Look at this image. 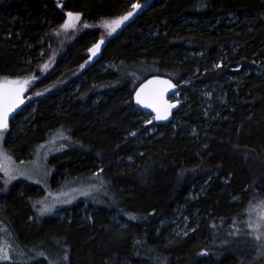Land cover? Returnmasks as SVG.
<instances>
[{
	"label": "trees",
	"instance_id": "16d2710c",
	"mask_svg": "<svg viewBox=\"0 0 264 264\" xmlns=\"http://www.w3.org/2000/svg\"><path fill=\"white\" fill-rule=\"evenodd\" d=\"M141 1L102 41L100 22L130 11L128 0H0V82L28 80L37 101L5 149L26 160L61 130L68 148L50 159L51 180L95 172L99 182L98 201L79 200L62 219L33 209L36 184L0 183V241L11 264H264V242L249 227L252 206L264 202V0ZM69 11L80 22L65 29ZM149 75L190 96L166 124L144 123L133 105ZM191 82L218 83L205 118ZM22 117L6 130L18 131ZM84 202L97 205L88 217ZM180 207L191 231L174 237Z\"/></svg>",
	"mask_w": 264,
	"mask_h": 264
},
{
	"label": "rangeland",
	"instance_id": "374dc122",
	"mask_svg": "<svg viewBox=\"0 0 264 264\" xmlns=\"http://www.w3.org/2000/svg\"><path fill=\"white\" fill-rule=\"evenodd\" d=\"M130 3V7L134 3H139L141 7L137 9L128 20L124 21L119 27L112 31L109 27H107V23L116 19V18H109L100 22L99 26L102 28L103 38L102 41L111 38L114 36L121 27L124 26L131 18H133L142 7H144V1L141 0H128ZM152 0H146L150 2ZM131 11V9H130ZM264 17V15H263ZM80 19L74 22V26H78ZM73 26V27H74ZM69 27L67 29H71ZM42 50H40V54H43L47 48L49 49V41L46 44L43 42ZM99 47L101 43L98 44ZM93 48V47H92ZM91 48V49H92ZM99 49V48H98ZM96 50L94 53L92 51H88L91 58H95L97 55ZM104 66H108V63H104ZM238 69V68H237ZM253 71L257 73L261 72V67L254 68ZM235 75L233 76H225L223 78V82L232 83L236 82L238 78ZM15 80V79H9ZM184 81V80H183ZM182 81V82H183ZM3 82V81H1ZM218 83L214 82L211 84L206 85H199L197 82H191L188 86V90L192 96L195 97L196 101H198V108L199 111L203 114L202 117H206L210 108L208 98L210 96L209 91L212 88L216 87ZM78 87V86H77ZM76 87V88H77ZM27 88V87H26ZM39 94V93H38ZM189 94L182 90L178 89V92L175 93L171 98L179 103L185 102L189 100ZM35 98V96H34ZM33 95L29 92L26 93V100L24 103L23 108L20 110V113L23 114L21 118V123L18 124V131L17 129L13 130H4L3 134L0 135V183L5 185H11L13 183H24L30 182L36 184L40 187L42 193L38 200L32 205L33 209L36 211L38 215L46 216V215H54L58 218H65L67 213H70L67 207H70L72 204H75L77 201L82 200H92L98 201V181L93 178L95 176V172L93 173L94 176H91L89 179H82V178H71L67 179L64 176H57L54 182L51 180V176L53 175V164L50 162V159L54 155L60 154L64 149L68 148L67 137L64 133L60 130H56L51 135L48 134L46 140L40 142L36 145V148L32 151V154L28 159L23 160H16L10 152L5 149L4 140L6 138H11L15 135L16 132H19V128L25 127L29 123V119L33 113L34 107L37 105V101L32 100L34 99ZM179 110H182L180 108ZM142 112V111H140ZM143 113L144 123H150L153 120V116L148 113ZM184 129H191L187 128L186 123H180ZM22 130V129H21ZM155 131L153 126L148 128V133H152ZM192 134L194 133V128L191 129ZM50 135V136H49ZM193 195L191 196V198ZM264 203V202H263ZM262 203L257 204L256 206L253 205L251 208L250 213V220L253 225L257 223V214L258 212L264 211V207H261ZM47 206L48 210L41 211L42 208ZM96 203L92 204L91 206L87 205L84 202V206L81 209L83 215L88 217V215L93 212L96 208ZM195 216V214H194ZM192 216L185 211L184 208H178L175 212V217L171 220L170 225V235L174 237L184 236L188 232L191 231L189 223L191 222ZM111 221L117 226L122 225V223L118 220L115 214L111 215ZM254 231L255 238L259 241L261 238L262 243L264 242V227L260 229L252 228ZM253 234H251L253 236ZM254 237V236H253ZM259 237V239L257 238ZM4 242L0 241V248L4 249L7 252L8 259H0V264H11L10 257L6 247L3 246Z\"/></svg>",
	"mask_w": 264,
	"mask_h": 264
},
{
	"label": "snow or ice",
	"instance_id": "6c2138e0",
	"mask_svg": "<svg viewBox=\"0 0 264 264\" xmlns=\"http://www.w3.org/2000/svg\"><path fill=\"white\" fill-rule=\"evenodd\" d=\"M141 5L139 3H134L131 6V11L126 12L124 15L117 17L116 19L107 23V27H109L112 31H115L117 27H119L124 21L128 20L129 17L133 15V13L139 9ZM67 19L61 25L62 28H69L74 26V22L80 19L79 12H67ZM99 45H94L92 49L93 53L98 50ZM219 67V65H217ZM161 83L171 86L170 81H162ZM28 84V80L17 78L15 80L6 79L2 83H0V135L3 134V131L8 128V119L9 113L12 112L15 108H17L20 104L23 103L22 93L25 91V88ZM162 89L161 91H163ZM137 102L144 103L148 107L154 108L156 110V119L165 118L168 109L171 105H167L165 107H161L155 100H146L142 96V92H137ZM134 134V133H133ZM261 207H264V203H262ZM48 210L47 206L41 209V211ZM249 227L260 229L264 227V211L258 212L257 214V223L255 225L250 224ZM259 239V237H257ZM0 259H8L7 252L0 248Z\"/></svg>",
	"mask_w": 264,
	"mask_h": 264
},
{
	"label": "water",
	"instance_id": "95a60500",
	"mask_svg": "<svg viewBox=\"0 0 264 264\" xmlns=\"http://www.w3.org/2000/svg\"><path fill=\"white\" fill-rule=\"evenodd\" d=\"M60 1L64 2L66 0H60ZM162 81H170L171 86L161 83ZM162 89L164 90L161 91ZM137 92H142V96L146 100H155L162 108L167 105H171V107L167 111L165 118L156 119L157 113L154 108L148 107L144 103H138L136 96ZM177 92H178L177 84L174 83L168 77L159 76V75H149L141 82H139L135 87L132 93V102L134 107L138 108L140 111L151 114L156 124H166L172 121L173 113L180 108V103L172 100L171 98ZM22 97H23V103L9 113L8 125L10 120L14 117V115L21 110L22 105L25 102L26 88L25 91L22 93Z\"/></svg>",
	"mask_w": 264,
	"mask_h": 264
},
{
	"label": "bare ground",
	"instance_id": "6f19581e",
	"mask_svg": "<svg viewBox=\"0 0 264 264\" xmlns=\"http://www.w3.org/2000/svg\"><path fill=\"white\" fill-rule=\"evenodd\" d=\"M141 82V81H140ZM154 120V119H153ZM243 236V235H242Z\"/></svg>",
	"mask_w": 264,
	"mask_h": 264
}]
</instances>
